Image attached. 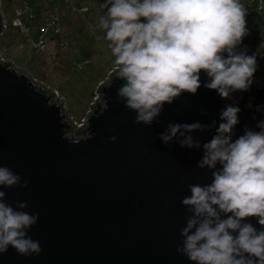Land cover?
Segmentation results:
<instances>
[{
  "label": "water",
  "instance_id": "95a60500",
  "mask_svg": "<svg viewBox=\"0 0 264 264\" xmlns=\"http://www.w3.org/2000/svg\"><path fill=\"white\" fill-rule=\"evenodd\" d=\"M200 76L195 95L183 93L147 126L135 123L137 113L118 98L126 81L114 70L100 89L103 106L89 113L87 134L72 137L62 104L50 103L46 88L0 62V166L29 182L0 190L13 208L27 201L23 211L39 213L28 235L42 249L24 257L9 246L0 264H195L176 251L189 215L181 201L190 196V184H210L211 171L197 168L202 146L181 148L176 139L164 144L159 137L169 123L216 121L218 127L230 103L205 88L209 78ZM243 94L233 139L245 126L259 131L256 123L264 119L255 111L264 105V80ZM249 95L253 100L246 103ZM190 135L203 145L215 128ZM248 222L261 227L255 217Z\"/></svg>",
  "mask_w": 264,
  "mask_h": 264
},
{
  "label": "clouds",
  "instance_id": "9594fccd",
  "mask_svg": "<svg viewBox=\"0 0 264 264\" xmlns=\"http://www.w3.org/2000/svg\"><path fill=\"white\" fill-rule=\"evenodd\" d=\"M106 7L99 27L115 58L117 78L126 81L117 96L137 113L135 123L151 126L166 104L183 93L195 95L201 72L209 78L203 86L222 99L253 85L256 55L237 51L248 35L240 0H106ZM240 111L227 104L218 127L216 121L169 123L159 137L164 144L176 139L181 148L202 146L197 168L211 171V183L190 184V196L181 201L189 215L176 251L195 264H264V119L256 123L259 131L245 126L233 139ZM255 111L264 112V105ZM209 127L215 135L203 145L190 135ZM28 183L0 166V187ZM5 196L0 190V254L11 246L20 256L39 255V241L28 235L39 213L23 211L27 201L13 208ZM250 217L257 218L260 229L248 222Z\"/></svg>",
  "mask_w": 264,
  "mask_h": 264
},
{
  "label": "rangeland",
  "instance_id": "374dc122",
  "mask_svg": "<svg viewBox=\"0 0 264 264\" xmlns=\"http://www.w3.org/2000/svg\"><path fill=\"white\" fill-rule=\"evenodd\" d=\"M86 1L91 2L92 8L97 4L100 7L97 5L98 10H91L92 12L87 16H68L65 19V25L62 27L63 34L75 42L78 40L81 42L89 41L84 37L89 35L97 43L95 52L90 48L92 53L90 60L93 61V64L89 66V70L97 74L96 78L93 77L92 73L89 75L82 74L73 69L71 59L67 56L65 49H56L57 40L55 45L49 44L48 50H45L44 53H29L27 49L30 46L24 45L22 39H15L14 36L12 37L7 33L4 41L1 42L0 37V56L2 55L7 60V65L13 67L20 74H26L32 83L46 88L50 94V103L62 104L60 112H66L70 123V130L67 135L72 137L81 135L89 109L98 100L100 89L107 84L109 74L117 68L116 65L112 67L106 65L109 56H113L108 47L109 42L105 39V31L99 27L100 17L107 14L106 0ZM16 2L17 0H3L2 2V11L6 15L8 25L13 19L12 6ZM261 44L264 45V40ZM4 48L7 53H4ZM229 98L236 102L240 100L241 95L239 92H235L231 93Z\"/></svg>",
  "mask_w": 264,
  "mask_h": 264
},
{
  "label": "trees",
  "instance_id": "16d2710c",
  "mask_svg": "<svg viewBox=\"0 0 264 264\" xmlns=\"http://www.w3.org/2000/svg\"><path fill=\"white\" fill-rule=\"evenodd\" d=\"M71 1H72L71 4L65 6L62 4V0H54L53 2L45 6V3L43 0H17V2L12 6L13 19L10 21L9 25L7 24V21H6V15L3 13L5 16L6 28L2 32L1 42L4 41V39L7 36L6 34L9 33V35H12V37L14 36L15 39L17 38L22 39L24 44L26 45L23 35L20 33V30L12 26L14 20L17 18L15 14L14 6L17 5L18 3H21L22 7H25L23 4L27 5L28 9L31 12H33L32 13L34 14L33 21L36 25L32 26V28H36V29H39L40 26L45 24V21L47 19V16H46L47 13L53 11L54 9H57L56 11L57 23L62 28V33H61V36H54L53 40L59 41V39L61 38L67 41L68 47L73 53L71 56V52H70V57H71L70 59H71V64H72L71 67L75 69L76 71L81 72L82 74L89 75L92 73L93 77L96 78L97 74L94 71H93L94 73L90 71L89 66L93 64V61L90 60L92 56L91 49L94 50L95 52L96 50L95 48L96 46H98L97 43L93 40L92 37L86 34H85L86 36L84 37L89 39V41L86 40L85 42H81L78 40L75 42L74 40H72L71 38L69 39L66 35L63 34L62 26L65 25V19L68 16L70 15H86L87 16L90 12H92L91 10H94V9L98 10V7H100V5L97 4L98 7L97 5H95V7L92 8V4L90 1H86V0H71ZM2 2L3 0L1 1V4ZM246 2L247 0H240V3L243 4L244 6L246 5ZM21 5H17V6L19 7ZM83 8H86V11L83 12L82 11ZM250 19L251 20H246L247 21L246 27L248 29V35L245 36V40H243L244 42H242V44L238 46L237 51H246L248 55H253V54L256 55L258 67H257V71L254 74V78H260L264 71L263 62L259 60V57L262 54H264V49H263L264 45L261 44L262 41L264 40V14L258 13L256 14V16H253ZM33 38L36 40L37 35H34ZM56 49H59L58 43L56 44ZM98 49L99 51H101L100 48ZM4 51H5L4 53H7V50L5 48H4ZM27 51L29 53H33V52L42 53V52L37 51L34 48H29L27 49ZM67 56H68V53H67ZM107 61H108L106 64L107 66L112 67L113 65H115L114 57L109 56ZM66 129L70 130V126L68 124L66 125ZM87 131L88 130L86 127L82 130L81 134L86 135Z\"/></svg>",
  "mask_w": 264,
  "mask_h": 264
},
{
  "label": "built area",
  "instance_id": "2783aa9c",
  "mask_svg": "<svg viewBox=\"0 0 264 264\" xmlns=\"http://www.w3.org/2000/svg\"><path fill=\"white\" fill-rule=\"evenodd\" d=\"M1 1L2 0H0V18H1V22H2V28H1V32H0V37L2 36L3 30L6 28L5 16L2 12ZM43 1L45 3V6H47L49 3L53 2L54 0H43ZM71 3H72L71 0H62V4L65 6L69 5ZM17 5H21V3H18ZM17 5H15L16 7L14 6L15 14H16L17 18L14 20L12 26H14L20 30V33L23 35V38H24L26 45L30 46V48H34L37 51L42 52V53H44L45 50H48L49 44L52 43L55 45V40H53V37L54 36H61V33H62V28L57 23V18H56L57 9H54L53 11L47 13L46 14L47 19L45 21V24L40 26L39 29H36V28H32V26L36 25L33 21V19H34V17H33L34 14H32L33 12H31L28 9L27 5H25V4H23L25 7H22V5L18 7ZM244 7L246 9V20H251L250 18L253 16H256V14H258V13L264 14V0H247L246 5ZM82 11L83 12L86 11V8H83ZM34 35H37L36 40L33 38ZM243 40H245V37L243 38ZM242 42H244V41H242ZM57 43H58L59 48L65 49L64 51H66V53H68L69 58H71L70 52H71V56L73 53L70 50V48L68 47V42L60 38L59 41H56V44ZM22 46H20V47H22ZM259 60L262 62L264 61V54H262L259 57ZM0 62L5 64V65H7V63H8L7 60H5L3 58L2 55L0 56ZM263 65H264V62H263ZM8 66H10V65H8ZM11 68H13V67H11ZM263 80H264V71H263L260 78H254V83H257V86L261 87ZM108 82H110V78H109ZM239 93L241 95L240 100L234 102L231 98L228 97L227 99H223V101L226 103L236 105L240 101H242L244 98L243 92H239ZM97 99L98 100L95 101L92 104V107L89 109V113L95 112L97 106L100 108L103 106L104 102L101 98V95H99ZM245 100H246V103H250L253 100L252 95L247 96V98H245ZM88 120H89V114L87 115L86 122H85L86 124H85L84 128L87 127Z\"/></svg>",
  "mask_w": 264,
  "mask_h": 264
}]
</instances>
